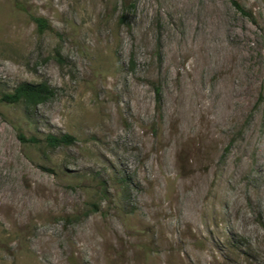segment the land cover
<instances>
[{
	"label": "rangeland",
	"instance_id": "obj_1",
	"mask_svg": "<svg viewBox=\"0 0 264 264\" xmlns=\"http://www.w3.org/2000/svg\"><path fill=\"white\" fill-rule=\"evenodd\" d=\"M234 1L0 0V98L54 90L0 102V264H264V0Z\"/></svg>",
	"mask_w": 264,
	"mask_h": 264
},
{
	"label": "trees",
	"instance_id": "obj_2",
	"mask_svg": "<svg viewBox=\"0 0 264 264\" xmlns=\"http://www.w3.org/2000/svg\"><path fill=\"white\" fill-rule=\"evenodd\" d=\"M231 2L236 6L237 9L242 11L240 6L234 0H231ZM128 5L132 7L133 3L129 1ZM34 22L36 23L39 32L51 31V27L43 18H34ZM155 94L157 99H159L158 89L155 90ZM53 97L54 90L47 83L40 82L34 84L25 82L18 85L12 93L2 95L0 98V102L5 104L23 103L26 108H35L39 104L45 103ZM19 140L23 143L37 141L36 139L27 140L21 134L19 135ZM73 140V137L69 135H62L59 137L48 135L45 139L46 144L51 148L70 144L73 142Z\"/></svg>",
	"mask_w": 264,
	"mask_h": 264
}]
</instances>
